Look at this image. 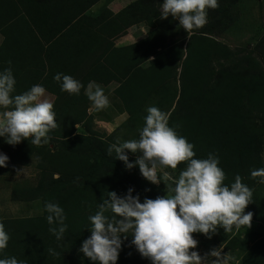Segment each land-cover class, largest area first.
Listing matches in <instances>:
<instances>
[{"label": "trees", "instance_id": "16d2710c", "mask_svg": "<svg viewBox=\"0 0 264 264\" xmlns=\"http://www.w3.org/2000/svg\"><path fill=\"white\" fill-rule=\"evenodd\" d=\"M100 1L8 0V13L0 21V31L6 36L0 56L14 46L26 53L25 67L12 68L13 95L36 84L44 86L55 95L52 104L57 127L40 145L32 144L31 137L16 145L0 137V149L8 153L11 164L28 165L32 157H38L37 184L16 188L12 199L41 200L43 207L41 216L2 221L10 239L0 250V259L15 256L25 264H96L78 249L91 234L89 216L99 210L109 191L124 195L132 187L141 202L145 197L172 195L174 178L168 175L154 184L141 175L138 166L127 169L115 151L107 153L118 140L139 139L147 107L156 106L169 115V126L194 145V158L217 155L218 166L225 173L223 183L230 186L239 175L252 190V201L244 212H252L251 222L258 229L242 235L234 227L220 239L227 250L241 255L242 264H264V183L251 175L253 169L264 168V35L251 48H231L218 39L241 23L237 10L249 1L218 0L217 8L207 9V23L190 32L171 15L160 17L163 0L128 4L120 12L130 17L126 25L148 22L153 30L144 41L119 50L127 66L122 69V86L117 92L123 93L129 117L110 134L94 129L84 88L78 95L70 94L53 79L58 72L71 75L70 65L74 61L78 69L84 57L90 61L91 71L104 65L102 60L110 53L102 48L100 39L108 20L89 16ZM123 29H109L110 36ZM110 47L113 49V43ZM82 84L86 87L87 81ZM126 152L129 161L139 155ZM186 163H178L179 173ZM45 201L64 209L67 229L60 240L49 231ZM105 215L114 214L109 210ZM192 235L195 239L206 236ZM131 240V236L123 240L116 264L147 263L148 258L141 256Z\"/></svg>", "mask_w": 264, "mask_h": 264}, {"label": "clouds", "instance_id": "9594fccd", "mask_svg": "<svg viewBox=\"0 0 264 264\" xmlns=\"http://www.w3.org/2000/svg\"><path fill=\"white\" fill-rule=\"evenodd\" d=\"M218 6V0H163L160 17L171 15L190 32L207 23V9ZM4 39L0 35V43ZM53 79L60 83L62 91L70 94L78 95L84 88L85 95L98 110L109 105L103 88L95 81H89L85 87L71 75L60 72ZM15 83L11 67L0 71V108L6 109L0 112V137L11 145L29 137L34 145L46 143L48 132L57 127V122L52 102L43 99L44 86L36 84L13 95ZM146 111L139 139L118 140L108 147L107 153L111 155L115 151L116 158L127 169L138 166L141 175L154 184L169 178L163 171L166 166L176 169L178 163L186 161V167L174 181L173 194L155 199L145 197L141 202L138 193L133 195L132 187L124 195L109 191L107 198L99 203V210L89 216L91 234L82 241L78 251L96 264H116L123 240L131 236V244L152 264H229L231 257L221 247L203 256L198 251H190L198 243L192 234L203 233L211 238L218 225L225 233L234 227H250L253 214L250 211L245 214L244 210L252 201V190L242 183L239 175L230 186L224 184L225 173L218 166L217 155L209 153L206 159L194 158V145L169 126L166 112L156 106H148ZM126 150L139 155L129 161ZM8 161L9 157L0 152V167H7ZM251 175L259 176L264 183V168L253 169ZM44 210L49 231L57 240L62 239L67 229L63 207L45 201ZM109 210L114 214L112 217L105 215ZM9 239L4 224L0 223V250L7 247ZM48 252L58 255L54 249ZM0 264H25V261L12 256L0 259Z\"/></svg>", "mask_w": 264, "mask_h": 264}, {"label": "crops", "instance_id": "0c3cea01", "mask_svg": "<svg viewBox=\"0 0 264 264\" xmlns=\"http://www.w3.org/2000/svg\"><path fill=\"white\" fill-rule=\"evenodd\" d=\"M133 1L134 0H101L90 9V17H105L109 22H106L104 24L107 28H105L103 33L101 32L100 42L102 48L105 46L109 49L108 53L110 54L107 58H104L102 60V63L104 65H97L92 71L90 61L87 60V57H84L83 64L78 69L74 68V61L73 65H70L72 76H77L78 80L81 83L87 81L88 84L89 81H95L103 88L105 95H107L109 99V105L100 110H98L89 100V113L94 116V129L98 131L100 128H106L107 131H109L101 133H112L129 117L123 99L118 96L117 92L118 89L122 86V69L124 68V66H127L126 62H123V59H121L122 52L119 50L144 41L147 38L148 33L153 30L148 22L126 25L130 17L124 14H120V12ZM8 8V0H0V21L1 19L2 21L5 19L6 13H8ZM121 28L126 29L125 31L123 29L122 31H120V33H117L116 36H110V33H112V31L109 29L119 30ZM0 35H3L5 37L3 42L0 43L1 48L4 41L6 40V36L2 33V31H0ZM111 43H113V49H111L110 47ZM25 58V51H22L21 48L14 46L11 50H6L4 54L0 56V69L4 70V68L11 67L20 70L21 68L25 67ZM71 58H73V56H71ZM129 58L130 61H132V56H130ZM9 61H11L10 65L8 63ZM118 77L120 78L117 79ZM43 99H48L50 102H52L55 99V95L46 90ZM0 112H2V108H0ZM104 129H102L101 131H104ZM0 152H3L8 156V153L6 151L0 149ZM37 162L38 157L34 156L30 159L28 165L11 164L10 161H8L7 167H0V223H2V221L4 220L37 217L43 214L42 208L39 207L36 209V211H33V209L36 208L37 205L39 206V203H41L42 201H39L38 203L37 200L14 201L12 199V193L16 188L33 187L37 184L39 175V170L36 168ZM25 168H31L32 171L35 169L36 175L34 179H28V182L26 181L22 184L20 183L21 181H18L21 174V171L19 170H24ZM33 176L34 173H32V177ZM13 180L17 181V184H15L13 189L10 190V184H12ZM3 204L5 205L2 207ZM7 212L9 214L6 215Z\"/></svg>", "mask_w": 264, "mask_h": 264}, {"label": "rangeland", "instance_id": "374dc122", "mask_svg": "<svg viewBox=\"0 0 264 264\" xmlns=\"http://www.w3.org/2000/svg\"><path fill=\"white\" fill-rule=\"evenodd\" d=\"M249 2L245 3L239 10H237L240 18L242 17L241 23L237 26L231 29L230 31H227L219 36V40L223 43L229 45L231 48H247V47H254L258 40L264 35V0L260 2H255L253 0H248ZM121 93V92H120ZM118 93V96L123 98V93L120 95ZM95 128V124H94ZM104 128H100L99 132H106L107 129L105 128L104 131H101ZM81 130V129H80ZM109 132V131H107ZM264 156V153H263ZM25 168L21 174L20 179L18 181H21L20 183L23 184V182H28V179H34L36 175L35 169L32 171L31 168ZM164 172H167L168 175L175 180L179 177V171L177 169H170L167 166L163 169ZM32 173H34V176L32 177ZM12 182V181H10ZM32 182V181H31ZM10 184V183H9ZM17 184V181L12 182L10 184V190L13 189L14 185ZM41 200H37L39 203ZM1 205V204H0ZM5 204L2 205V207ZM42 208V202L39 203V206L37 205L36 208L33 209V211H36L37 208ZM9 214L8 212L6 215ZM218 229V228H217ZM258 229V225H255L251 222L250 227L247 226H241L240 228L236 229L238 231V234L245 235L247 232L251 230ZM222 229L219 231L217 230L216 233H214L211 238L208 236H204L203 238H196L198 241L195 251H198L202 256L207 253L209 250L213 248H222L223 253H228V255L231 257L229 260V264H242L241 261V255L238 253H233L229 250H227V247L225 243H223L220 239L222 234L225 232ZM215 259V258H213ZM146 264H152L151 260L148 258V261Z\"/></svg>", "mask_w": 264, "mask_h": 264}]
</instances>
